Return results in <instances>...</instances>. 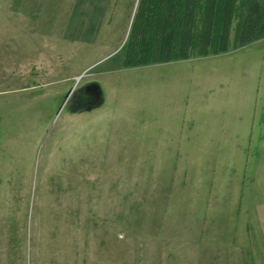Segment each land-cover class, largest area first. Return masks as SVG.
Wrapping results in <instances>:
<instances>
[{
	"label": "rangeland",
	"instance_id": "rangeland-1",
	"mask_svg": "<svg viewBox=\"0 0 264 264\" xmlns=\"http://www.w3.org/2000/svg\"><path fill=\"white\" fill-rule=\"evenodd\" d=\"M137 4L0 0V264H264V38L125 69Z\"/></svg>",
	"mask_w": 264,
	"mask_h": 264
},
{
	"label": "trees",
	"instance_id": "trees-1",
	"mask_svg": "<svg viewBox=\"0 0 264 264\" xmlns=\"http://www.w3.org/2000/svg\"><path fill=\"white\" fill-rule=\"evenodd\" d=\"M264 38V0H138L125 69L213 58Z\"/></svg>",
	"mask_w": 264,
	"mask_h": 264
},
{
	"label": "crops",
	"instance_id": "crops-1",
	"mask_svg": "<svg viewBox=\"0 0 264 264\" xmlns=\"http://www.w3.org/2000/svg\"><path fill=\"white\" fill-rule=\"evenodd\" d=\"M177 69H181V68H177ZM194 72H196V71L190 70V73H188V74L186 73L185 84L182 86H186V87H208V82L206 79H203V77H200L199 79L193 78Z\"/></svg>",
	"mask_w": 264,
	"mask_h": 264
},
{
	"label": "flooded vegetation",
	"instance_id": "flooded-vegetation-1",
	"mask_svg": "<svg viewBox=\"0 0 264 264\" xmlns=\"http://www.w3.org/2000/svg\"><path fill=\"white\" fill-rule=\"evenodd\" d=\"M90 88V90L92 91V92H94V93H96L95 92V90H96V87H88L86 90L84 89L83 91V93L86 95V93L85 92H88V89ZM91 91L88 93V95L86 96L88 99V101L89 100H91L92 98L91 97H93V95H92V93H91ZM88 103V102H87ZM86 104V103H85Z\"/></svg>",
	"mask_w": 264,
	"mask_h": 264
},
{
	"label": "water",
	"instance_id": "water-1",
	"mask_svg": "<svg viewBox=\"0 0 264 264\" xmlns=\"http://www.w3.org/2000/svg\"><path fill=\"white\" fill-rule=\"evenodd\" d=\"M95 92H96V93H100V88H96ZM96 103H97V104H94L93 106H100V105H101L99 102H96ZM93 106H92V105H88V106H87V109H88L89 111H91V110L93 109Z\"/></svg>",
	"mask_w": 264,
	"mask_h": 264
}]
</instances>
